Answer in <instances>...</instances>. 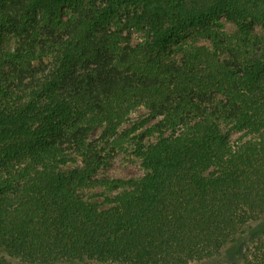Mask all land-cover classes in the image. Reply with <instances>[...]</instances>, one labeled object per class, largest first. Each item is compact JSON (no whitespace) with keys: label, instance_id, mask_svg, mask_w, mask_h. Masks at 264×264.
<instances>
[{"label":"trees","instance_id":"trees-1","mask_svg":"<svg viewBox=\"0 0 264 264\" xmlns=\"http://www.w3.org/2000/svg\"><path fill=\"white\" fill-rule=\"evenodd\" d=\"M196 262L264 264V0H0V264Z\"/></svg>","mask_w":264,"mask_h":264},{"label":"rangeland","instance_id":"rangeland-1","mask_svg":"<svg viewBox=\"0 0 264 264\" xmlns=\"http://www.w3.org/2000/svg\"><path fill=\"white\" fill-rule=\"evenodd\" d=\"M68 5H65L64 9H70L67 8ZM118 12H121L120 10H118ZM222 22L224 23L225 27L227 29H232L234 27V24H232L231 22L222 19ZM139 28L135 27L134 31H133V35H138L136 33H139ZM193 34L190 33L189 37L192 36ZM12 43V38L10 37V35L5 34L3 35V46L6 48L8 46H10ZM147 109L143 106L138 107L136 110H134L129 117V120L126 121V123L124 124V127H127L129 125V122L131 120L134 119H138V118H142L145 115H147ZM152 121L148 122L146 125H150ZM225 130H227V126L224 127ZM102 130V127H97L93 132H91L88 135V138H93L95 136H97ZM239 131L236 130H230V137L233 139L235 137H237L239 135ZM157 134L156 133H152V132H148L144 138V143H148V142H152L154 140H156ZM141 156L139 155V153H137V144L134 141H127L124 146L120 149H118L108 160V162L106 163V165L102 166L99 170V176L100 177H113V176H121V177H132V176H139L141 174H143L144 172V168L141 164ZM76 164L79 163H68V167H72ZM100 189H106V190H111V192H114L115 189L114 188H110L109 185L106 186H100L97 187L95 189H91L89 191H87V193H91L92 191H97ZM97 199L100 198V196L96 197ZM242 244L239 245V247H229L226 251H227V256H229L230 258L234 257L235 255V251H240L242 249ZM208 263V262H207ZM193 264H203L202 262H196Z\"/></svg>","mask_w":264,"mask_h":264}]
</instances>
